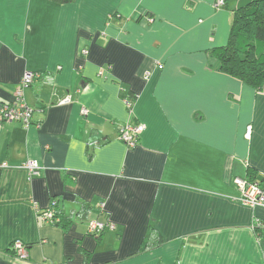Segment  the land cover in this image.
I'll return each mask as SVG.
<instances>
[{
    "label": "crops",
    "instance_id": "obj_1",
    "mask_svg": "<svg viewBox=\"0 0 264 264\" xmlns=\"http://www.w3.org/2000/svg\"><path fill=\"white\" fill-rule=\"evenodd\" d=\"M215 1L0 0V108L35 75L31 126L0 120V264H264V207L232 183H264V87L209 55L238 6ZM52 199L59 225L37 216ZM94 218L112 227L89 234ZM151 229L162 242L138 252Z\"/></svg>",
    "mask_w": 264,
    "mask_h": 264
},
{
    "label": "trees",
    "instance_id": "obj_2",
    "mask_svg": "<svg viewBox=\"0 0 264 264\" xmlns=\"http://www.w3.org/2000/svg\"><path fill=\"white\" fill-rule=\"evenodd\" d=\"M52 1L65 4L73 0ZM225 5L226 0L222 7ZM208 53L216 59L220 71L261 91L264 87V0H249L238 4L233 10L226 43L212 47ZM128 101L132 107L133 98ZM57 202L55 199L50 201L49 207L54 211L52 225H59L61 221ZM151 230L138 252L162 242L160 235L154 229Z\"/></svg>",
    "mask_w": 264,
    "mask_h": 264
},
{
    "label": "built area",
    "instance_id": "obj_3",
    "mask_svg": "<svg viewBox=\"0 0 264 264\" xmlns=\"http://www.w3.org/2000/svg\"><path fill=\"white\" fill-rule=\"evenodd\" d=\"M225 4V0H216V7H222ZM35 75L31 72H25L21 82L15 89L14 98L12 101L3 104L0 108V120L4 121H18L23 127L28 128L32 124L33 109L27 104L25 99V90L29 84L33 81ZM69 96L65 97L62 102H68ZM127 107L131 108L130 101L126 102ZM81 113L86 114L87 110L82 109ZM144 126L140 123L127 122L123 124L119 129V139H121L128 147L133 148L137 144L140 134L143 132ZM250 137V127H247L245 132V138ZM23 167L29 172L30 175H37L40 171V166L35 160H27ZM232 183L235 186L238 195L236 200L242 205L250 208L264 207V183L249 180L242 177H234ZM100 207H103V203H100ZM53 209L48 208L38 213V219L40 222L52 223L53 221ZM108 225L97 218L90 219L87 223V231L89 234L97 235L102 232ZM264 224L254 219L251 229H263ZM11 250L19 261H27L28 249L27 246L19 239L14 240L11 243ZM43 264V263H41Z\"/></svg>",
    "mask_w": 264,
    "mask_h": 264
},
{
    "label": "rangeland",
    "instance_id": "obj_4",
    "mask_svg": "<svg viewBox=\"0 0 264 264\" xmlns=\"http://www.w3.org/2000/svg\"><path fill=\"white\" fill-rule=\"evenodd\" d=\"M247 1H249V0H232V2H233V4H244V3H246ZM238 2V3H237Z\"/></svg>",
    "mask_w": 264,
    "mask_h": 264
}]
</instances>
